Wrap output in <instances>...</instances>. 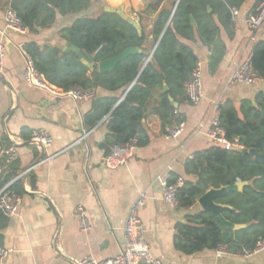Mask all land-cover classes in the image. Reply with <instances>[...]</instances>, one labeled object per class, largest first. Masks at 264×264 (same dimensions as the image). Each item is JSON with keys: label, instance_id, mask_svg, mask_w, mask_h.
I'll return each instance as SVG.
<instances>
[{"label": "crops", "instance_id": "0c3cea01", "mask_svg": "<svg viewBox=\"0 0 264 264\" xmlns=\"http://www.w3.org/2000/svg\"><path fill=\"white\" fill-rule=\"evenodd\" d=\"M155 1L99 0L86 11L59 16L49 29L37 33L28 30L26 34L7 32L6 36L2 33L10 5L0 2V45L6 46L4 71L0 75V142L7 141L6 146L16 143L17 175L42 157L36 148L28 145L34 132L47 131L52 137L53 143L45 150V157L60 153L19 181L24 188L19 213L1 232L3 247L13 251L5 264H72L71 259L104 260L117 256L124 242L122 224L143 194L146 199L139 215L145 240L152 254L167 264H264V251L252 257L222 253L220 249L194 255L177 251L174 246L177 225L203 210L198 202L184 209L165 202L161 185L166 174L194 181L185 174V163L195 152L214 143L207 132L218 103L232 99L239 106L241 101L253 100L264 93V82L227 85L231 71L252 53L257 42L264 40V28L253 33L245 22L261 0H248L241 8L238 20L234 21L236 32L232 40L223 33L227 54L216 74L208 71V49L199 42H186L203 65L204 97L197 105L174 101L179 113L186 117L183 134L177 139H169L167 135L153 137L147 147L136 149L125 168L112 171L104 164L106 151L101 144L108 133L109 116L93 128L85 122L97 99L114 94L98 89L91 91V97L75 100L35 89L24 80L26 44L34 42L40 47L56 46L64 50L68 42L62 39L61 31L80 18L98 15L105 6L124 8L152 39L159 12L178 3V0H163L158 11H148ZM85 131L92 132L76 144ZM71 145L74 146L66 150ZM79 204L86 209L91 224L89 232H83L74 217Z\"/></svg>", "mask_w": 264, "mask_h": 264}, {"label": "trees", "instance_id": "16d2710c", "mask_svg": "<svg viewBox=\"0 0 264 264\" xmlns=\"http://www.w3.org/2000/svg\"><path fill=\"white\" fill-rule=\"evenodd\" d=\"M98 1L0 0L10 5L32 33L49 29L59 16L86 11ZM247 1L180 0L173 13L174 2L170 9L159 12L150 40L144 29L140 35L118 14L104 9L96 16L78 19L61 31V37L93 56L94 64L112 59L128 48L140 49L102 74L60 47H40L31 42L24 50L43 81L55 92L66 93L78 88L83 91L102 89L114 94L97 99L92 113L85 119L86 125L93 128L109 116L108 133L101 144L106 155L113 146L134 140H137V148H144L153 137L165 136L170 127L186 121L169 99L172 97L179 104L188 102L185 88L199 59L186 42H199L208 49V71L216 74L227 54L223 33L230 40L235 37L232 11H240ZM162 3L163 0H156L148 11H158ZM252 67L264 79V40L253 47ZM218 127L227 139L237 138L246 150H256L259 155L228 151L216 143L195 152L185 163V174L194 181L185 180L178 189L177 206L183 209L194 206L212 188L246 183L241 192H230L216 200L226 206L222 214L227 221L245 227L230 230L215 215L205 211L188 216L184 223L177 225L174 236L175 249L185 255L220 247L231 254L244 255L254 251L258 242L264 240V93L253 100L241 101L239 106L232 99L220 102ZM7 144V141L0 142V146ZM6 172L7 175L4 171L0 176V190L17 176L16 163L8 166ZM179 179L177 175H170L171 184ZM10 189L21 197L24 195L19 181ZM9 221L0 210V247L4 246L1 232L7 229Z\"/></svg>", "mask_w": 264, "mask_h": 264}, {"label": "built area", "instance_id": "2783aa9c", "mask_svg": "<svg viewBox=\"0 0 264 264\" xmlns=\"http://www.w3.org/2000/svg\"><path fill=\"white\" fill-rule=\"evenodd\" d=\"M233 19L236 22L239 17V10L234 9L232 11ZM247 26L253 33H257L264 28V0L250 12L245 20ZM5 30L2 35L6 36L7 32H13L17 34H26L28 29L24 26L21 19L17 14L8 8L5 12ZM25 56V69L24 80L25 82L35 89L51 92L59 96H68L75 100L85 99L93 95L91 91H83L81 89H73L66 93H58L52 90L41 78L40 74L35 68L33 60L23 52ZM6 56V46L4 43L0 45V75L4 71ZM264 82V79L259 77L252 67V53L245 57L241 63L234 68L228 78L227 85L232 86L236 84L241 85H255L257 83ZM187 100L192 105L199 104L204 97V82H203V65L198 62L190 81L185 88ZM219 105L215 108V117L211 123V128L208 130L207 135L213 140L214 143L222 145L226 150L244 151L246 148L240 143L239 139L235 138L229 140L226 138L225 133L218 127L219 118ZM185 122L170 127L167 131V137L169 139L179 138L185 130ZM92 131H85L82 137L76 144L86 140ZM53 143L52 137L47 131H36L33 133L31 139L28 141V145L36 148L42 157L37 163L31 165L20 174H18L12 181H10L3 189L0 190V210L8 218L15 217L20 210L21 196L11 191L10 186L16 182L23 180L29 176L40 165L50 162L56 155L44 156L45 150L51 147ZM75 145V144H74ZM71 145L66 150L72 148ZM137 149V140L125 145H116L111 148L109 154L104 159L105 167L109 170L115 171L121 168L129 166L131 160L135 156ZM64 152V151H63ZM19 159V153L16 143H12L8 146H0V176L8 168V166L16 163ZM184 181L179 179L175 184L170 183V175L166 174L161 179L162 196L165 202L171 205H177V191L183 186ZM146 194H143L131 207L126 220L123 222L124 242L121 246L120 253L110 259L95 260L91 258L84 259H71L72 264H167L164 260L155 257L150 249L149 244L144 237V227L140 220V210L144 206ZM74 217L78 220L80 228L83 232H89L91 230V224L87 217V212L82 204H79L74 210ZM56 244V241H55ZM222 253H229L225 247L219 248ZM264 251V240L258 242L257 247L252 252H247L244 257H252L255 254ZM13 251L8 248L0 247V264H5ZM234 255V254H233Z\"/></svg>", "mask_w": 264, "mask_h": 264}, {"label": "water", "instance_id": "95a60500", "mask_svg": "<svg viewBox=\"0 0 264 264\" xmlns=\"http://www.w3.org/2000/svg\"><path fill=\"white\" fill-rule=\"evenodd\" d=\"M179 2H180V0H178V3ZM178 3H177V5H178ZM177 5H176L175 9L177 8ZM104 11L107 13L118 14L123 20H125L130 25H132L140 35H142V30L139 27L138 23L133 18L129 17L126 14L124 8L105 6ZM194 23L195 22L193 20V24ZM63 51L70 54V55L76 56L88 68L95 69L102 74V73H106V72L113 70L119 64V62H121L122 60H124L125 58H127L130 55L138 53L140 51V49L128 48L127 50H125L120 55H118L112 59H108V60H106L102 63H99V64H94L93 63L94 62L93 56L88 55L87 53L83 52L81 49L73 46L71 43H67V45ZM164 92L165 93L168 92V87L166 85L164 87ZM169 99L172 103H174V105L176 107H178V104L174 102V99L172 97H170ZM242 153L243 154H250V155H259V153L256 150H250V151L244 150V151H242ZM245 186H246V183H237L235 185L222 187L220 189L212 188L209 191H207L198 200V203H199V205L203 211L210 212L213 215H215L223 226H225L228 229L233 230V231L241 230L245 226L236 225V224H233V223L227 221L223 217V214H222V211L226 206L218 204L216 202V200L219 198H222L223 196L227 195L230 192H241Z\"/></svg>", "mask_w": 264, "mask_h": 264}, {"label": "rangeland", "instance_id": "374dc122", "mask_svg": "<svg viewBox=\"0 0 264 264\" xmlns=\"http://www.w3.org/2000/svg\"><path fill=\"white\" fill-rule=\"evenodd\" d=\"M150 47V46H149Z\"/></svg>", "mask_w": 264, "mask_h": 264}]
</instances>
